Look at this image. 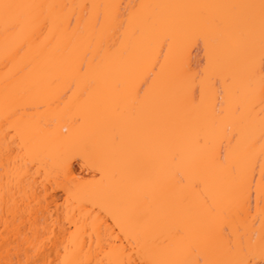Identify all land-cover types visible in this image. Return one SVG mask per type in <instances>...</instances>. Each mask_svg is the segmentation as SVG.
<instances>
[{
  "label": "snow or ice",
  "instance_id": "obj_1",
  "mask_svg": "<svg viewBox=\"0 0 264 264\" xmlns=\"http://www.w3.org/2000/svg\"><path fill=\"white\" fill-rule=\"evenodd\" d=\"M116 7L0 0L6 63L45 37L15 73L40 62L42 77L5 87L8 181L35 169L62 183L101 224L94 237L114 245L110 264H264V207L258 231L244 212L253 192L264 205V0L144 3L123 19ZM53 104L58 116L25 124ZM58 119L72 134L53 140ZM222 219L235 230L218 233ZM122 237L142 259L125 258Z\"/></svg>",
  "mask_w": 264,
  "mask_h": 264
},
{
  "label": "bare ground",
  "instance_id": "obj_2",
  "mask_svg": "<svg viewBox=\"0 0 264 264\" xmlns=\"http://www.w3.org/2000/svg\"><path fill=\"white\" fill-rule=\"evenodd\" d=\"M9 3H61V4H111L117 7L113 10L121 19L131 11L132 5L144 3H241L245 0H4ZM45 37L33 42L23 53L15 57L12 63H6L4 54V36L0 32V125L3 124L4 104L3 98L6 84L9 88L13 85L38 80L42 77V63H33L27 72L21 76L15 73L21 70L25 64L33 60L39 52ZM15 42H10V47H16ZM192 64L195 68L205 59L203 46L195 48L191 52ZM7 78V79H6ZM66 86V84L64 85ZM50 95V94H49ZM74 97L63 102L64 105H72ZM63 111V106L51 107L45 105L41 112H33L28 115L34 116V120L25 121L30 128H35L43 119L45 122ZM76 114L73 107L71 115ZM69 129L68 136L72 134L69 120L58 119L51 128L45 130V134L52 138H65L63 128ZM259 151V150H257ZM8 157L0 152V264H110L115 258L112 247L105 248L103 242L94 237L93 233L99 234L101 224L93 222L88 216L89 210L83 204H69L68 194L59 181L49 182L46 177L33 176L35 169H26L18 172L14 179L9 182L6 169ZM77 166L75 169L74 166ZM71 170L74 176L83 174L88 176L86 169H82L78 162H73ZM256 179L259 180L257 168ZM43 181V182H42ZM47 189L44 196L38 193ZM81 197L91 195L90 192H82ZM264 205L258 203L255 192L249 197L245 206V217L248 220L247 227L251 228L253 217L255 230H259V213ZM95 216V213H93ZM239 221V218H238ZM108 227L107 224L104 225ZM227 226L229 231H234L237 223L220 220L216 224L219 233ZM120 229L115 228L119 234ZM112 229H109V234ZM114 238V237H113ZM121 246L127 247L126 259L139 261L142 257L138 250L132 248L131 242L121 238ZM137 252V254H133Z\"/></svg>",
  "mask_w": 264,
  "mask_h": 264
},
{
  "label": "rangeland",
  "instance_id": "obj_3",
  "mask_svg": "<svg viewBox=\"0 0 264 264\" xmlns=\"http://www.w3.org/2000/svg\"><path fill=\"white\" fill-rule=\"evenodd\" d=\"M74 167H75V169H77V166L76 165ZM77 171H78V169H77Z\"/></svg>",
  "mask_w": 264,
  "mask_h": 264
}]
</instances>
